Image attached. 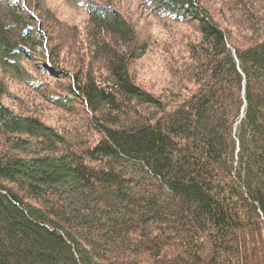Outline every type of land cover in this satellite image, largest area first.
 <instances>
[{
    "label": "trees",
    "instance_id": "1",
    "mask_svg": "<svg viewBox=\"0 0 264 264\" xmlns=\"http://www.w3.org/2000/svg\"><path fill=\"white\" fill-rule=\"evenodd\" d=\"M32 1L0 0V264H264V0H146L161 40Z\"/></svg>",
    "mask_w": 264,
    "mask_h": 264
},
{
    "label": "rangeland",
    "instance_id": "2",
    "mask_svg": "<svg viewBox=\"0 0 264 264\" xmlns=\"http://www.w3.org/2000/svg\"><path fill=\"white\" fill-rule=\"evenodd\" d=\"M85 1L86 0H33L32 3L36 9V11H34L35 15L38 16V12L40 13L42 12L41 19L43 20L46 13H52L54 16L52 24L55 27H59L60 23H62L63 21L70 25H77L78 22L80 23V21L83 20V15L81 14L80 7L78 6L81 2L84 3ZM94 1H97L98 5H105L117 9L116 11H119L123 19L127 21V23L132 24V26H135L138 33H140L142 37L160 39V40L164 37L165 31L159 28L156 19L152 17V14L155 11H151L152 9L150 10L149 7L146 6L147 4L146 0H94ZM203 1L209 4V6L212 9L210 10L212 14L214 13L213 12L214 9L220 7L219 0H203ZM39 17H41V14L39 15ZM218 21L221 24V19H219ZM47 22L48 24H50V26H52L50 21ZM222 25L225 26L226 24L222 22ZM38 50L41 49L38 48ZM172 55L176 56V53H173ZM168 57H169L168 54L165 52H160L158 57L156 55L153 57L148 56V59L152 63V66L150 68L151 69L150 72H152L150 73L151 76H154L155 78H159L160 75L164 74V69H165L164 66L167 63ZM184 57L188 58V54H184ZM144 71L145 69H143L142 71L143 74L142 78L145 77ZM174 83H178V82L175 81ZM16 90L23 95L26 94L31 95L29 90H26L24 93L21 92L20 88H17ZM154 90L155 87H153L152 91ZM51 109L52 110L48 112L49 116L56 113L58 115V119L54 120L52 117L49 118L46 112L45 115L46 123L48 125L60 124L62 128L69 129L70 128L69 125L70 123H73V120L71 118L65 120L64 116L58 110L53 108Z\"/></svg>",
    "mask_w": 264,
    "mask_h": 264
}]
</instances>
